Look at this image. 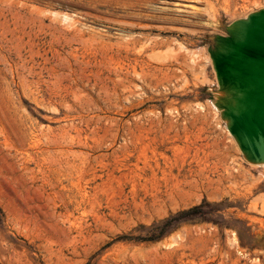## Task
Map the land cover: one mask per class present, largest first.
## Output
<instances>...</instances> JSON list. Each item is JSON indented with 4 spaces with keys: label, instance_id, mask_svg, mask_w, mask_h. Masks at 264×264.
<instances>
[{
    "label": "rangeland",
    "instance_id": "374dc122",
    "mask_svg": "<svg viewBox=\"0 0 264 264\" xmlns=\"http://www.w3.org/2000/svg\"><path fill=\"white\" fill-rule=\"evenodd\" d=\"M261 8L0 0V264H264L208 53Z\"/></svg>",
    "mask_w": 264,
    "mask_h": 264
},
{
    "label": "water",
    "instance_id": "95a60500",
    "mask_svg": "<svg viewBox=\"0 0 264 264\" xmlns=\"http://www.w3.org/2000/svg\"><path fill=\"white\" fill-rule=\"evenodd\" d=\"M208 53L226 129L247 162L264 164V8L231 22Z\"/></svg>",
    "mask_w": 264,
    "mask_h": 264
},
{
    "label": "trees",
    "instance_id": "16d2710c",
    "mask_svg": "<svg viewBox=\"0 0 264 264\" xmlns=\"http://www.w3.org/2000/svg\"><path fill=\"white\" fill-rule=\"evenodd\" d=\"M195 210V208H193V209H190L188 212H191V211H194ZM174 218H171L169 221H172Z\"/></svg>",
    "mask_w": 264,
    "mask_h": 264
},
{
    "label": "bare ground",
    "instance_id": "6f19581e",
    "mask_svg": "<svg viewBox=\"0 0 264 264\" xmlns=\"http://www.w3.org/2000/svg\"><path fill=\"white\" fill-rule=\"evenodd\" d=\"M75 129H77V127H74ZM256 166L257 165H261L262 167H263V169H264V164H255Z\"/></svg>",
    "mask_w": 264,
    "mask_h": 264
}]
</instances>
